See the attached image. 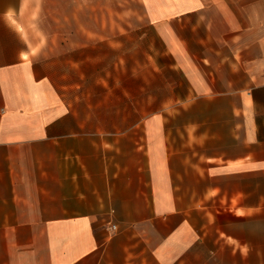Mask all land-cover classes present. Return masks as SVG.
I'll return each instance as SVG.
<instances>
[{"label":"crops","instance_id":"1","mask_svg":"<svg viewBox=\"0 0 264 264\" xmlns=\"http://www.w3.org/2000/svg\"><path fill=\"white\" fill-rule=\"evenodd\" d=\"M0 0V264H264V0Z\"/></svg>","mask_w":264,"mask_h":264},{"label":"rangeland","instance_id":"2","mask_svg":"<svg viewBox=\"0 0 264 264\" xmlns=\"http://www.w3.org/2000/svg\"><path fill=\"white\" fill-rule=\"evenodd\" d=\"M121 2V9L114 10L112 9L111 4V20H116V18H127L133 20L140 19L142 17V13L139 9L142 4H144L143 0H119ZM148 5L154 4L155 0H146Z\"/></svg>","mask_w":264,"mask_h":264}]
</instances>
